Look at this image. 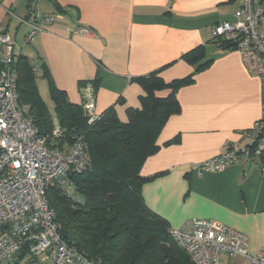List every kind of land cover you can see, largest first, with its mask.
Wrapping results in <instances>:
<instances>
[{"label":"crops","instance_id":"1","mask_svg":"<svg viewBox=\"0 0 264 264\" xmlns=\"http://www.w3.org/2000/svg\"><path fill=\"white\" fill-rule=\"evenodd\" d=\"M24 2L28 8L29 0ZM238 7L239 0H41V12L57 16L30 41L31 26L8 13L28 15L18 0H0V20L16 51L42 58L73 103L82 105L83 84L95 82L97 112L114 107L122 121L128 119L129 108L141 106L142 78L157 71L169 82L193 73L195 65L184 55L204 46L206 59L212 61L196 72L192 83L179 88L181 111L164 124L158 151L140 169L143 176H153L141 192L170 227H181L191 218L215 219L245 233L255 255L264 254V156L218 172L192 171L193 164L233 144L247 145L246 131L262 113V80L248 72L238 50L212 40V27L234 21ZM23 26L22 44L29 46L17 49ZM81 27L91 33L77 32ZM222 260L245 263L227 253Z\"/></svg>","mask_w":264,"mask_h":264},{"label":"built area","instance_id":"2","mask_svg":"<svg viewBox=\"0 0 264 264\" xmlns=\"http://www.w3.org/2000/svg\"><path fill=\"white\" fill-rule=\"evenodd\" d=\"M41 0H29L28 15L19 17L8 9L11 17L31 26L27 40L47 30L57 16L40 10ZM264 3L239 0L234 21H222L212 27L215 40L238 50L248 72L264 83V31L261 23ZM77 32L90 34L88 28ZM22 54L7 25L0 20V264H104L89 259L69 245L61 236L56 210L47 192L56 184L68 197L80 200L70 173H82L89 157L83 135L65 148L48 144L39 134L28 107L19 101V65ZM38 76L43 74L40 62L30 58ZM82 106L93 124L100 118L96 110V92L91 83L82 86ZM249 143L231 145L202 162L193 164L198 175L218 172L228 166L252 162L264 156V98L262 113L246 131ZM63 130L54 119L53 139ZM170 234L195 264H224L222 254L242 257L244 264H264V254L249 251L248 236L215 219L191 218L181 227H171Z\"/></svg>","mask_w":264,"mask_h":264},{"label":"trees","instance_id":"3","mask_svg":"<svg viewBox=\"0 0 264 264\" xmlns=\"http://www.w3.org/2000/svg\"><path fill=\"white\" fill-rule=\"evenodd\" d=\"M184 57L195 65V71L169 82L157 71L142 78L141 106L129 108L126 121L111 107L89 124L83 106L73 103L57 86L45 61L36 57L43 70L38 76L30 58L22 55L19 101L28 107L39 134L60 148L71 145L76 135H83L86 141L88 166L82 173H70L80 200L68 197L56 184L50 186L47 196L56 210L62 238L89 259L104 264H195L170 234L168 220L147 206L141 192L153 176H143L140 169L158 151L157 139L164 124L181 111L179 88L192 83L196 72L212 61L206 59L204 46ZM40 77L49 81L54 111L40 94ZM55 118L63 130L60 139L52 138Z\"/></svg>","mask_w":264,"mask_h":264},{"label":"rangeland","instance_id":"4","mask_svg":"<svg viewBox=\"0 0 264 264\" xmlns=\"http://www.w3.org/2000/svg\"><path fill=\"white\" fill-rule=\"evenodd\" d=\"M18 4L22 5V7L25 9V12L28 13L29 10L26 7V4H25L24 0H18ZM17 13L20 14L21 11L17 12ZM21 15H23V13H21ZM14 23H15V20H13V23L11 24V30L13 29ZM24 31H25V27L23 26L19 30V33H18V42L16 44L17 49L20 48L22 45H24V48L29 46V44H25V43L22 44V39L23 38H21V36H22ZM23 42H24V40H23ZM37 83H38V86H39V91H40L41 96L47 102V104L49 105V108L52 111H54L53 101H52L51 94H50L49 81L46 78L44 79V78L40 77V78H38Z\"/></svg>","mask_w":264,"mask_h":264}]
</instances>
